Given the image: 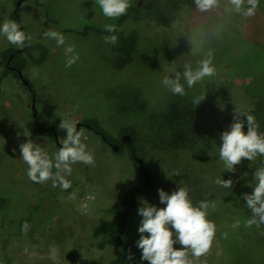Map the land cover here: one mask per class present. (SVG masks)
<instances>
[{
    "label": "rangeland",
    "instance_id": "obj_1",
    "mask_svg": "<svg viewBox=\"0 0 264 264\" xmlns=\"http://www.w3.org/2000/svg\"><path fill=\"white\" fill-rule=\"evenodd\" d=\"M19 1L0 0V24L12 20L10 14ZM150 1L131 0V8L139 4L141 8L137 11L142 12ZM157 2H151L152 6ZM225 4L226 0H221L220 7L208 12L197 8L194 13L184 12L182 20L167 27L150 18L149 11L142 12L144 16L137 20L136 9L132 14L129 8L130 16L115 45L106 44L104 36L95 32L79 34L85 25L104 28L117 20L105 17L94 0H30L20 4L23 31L31 35V45L47 48V57L41 65L30 62L23 73L32 85L33 97L22 80L8 76L2 82L0 264L5 263L2 246L9 233L6 254L11 264H107L119 249L99 245L103 244L102 238L97 242L93 239V228L100 219L111 217L110 207L120 203L130 188L140 184L143 172L151 175V189L136 196L124 232L126 239L130 230L140 226L141 201L165 207L160 203L161 185L167 184L163 189L171 193L182 182L190 189L194 203L216 202V208L209 212L217 225V234L200 264H264V228L245 226L251 211L248 212L242 199L244 193L253 191L250 181L258 167L242 161L235 172H228L219 159V147H214L208 158L200 162L187 150L163 149L167 146L151 134L161 126V114L171 104L193 103V98L203 91L218 89L227 95L229 100H223L221 106L224 115L231 111V103L252 115L262 104L264 0H259L255 15L250 17L226 12ZM49 29L66 37L63 46L58 47L54 40L45 37ZM131 32L139 35L133 61L117 69L114 63L119 36ZM69 45H75V53L79 54L70 68L65 64L75 53L66 54ZM7 48L18 47L0 34V52ZM209 52L217 69L213 77H206L193 88L185 84L187 95L183 97L173 95L163 86L164 76L174 77L175 72H183L186 63L195 68ZM33 102L37 120L46 128H55L58 144L48 135L28 130L27 124L35 119ZM89 116L96 118L114 139H120L123 130L132 128L138 158L145 160L144 170L138 162L130 160L125 143L114 151L81 125L78 130L83 128L86 137L83 142L94 151L95 163L91 166L76 163L71 166L70 175L62 173L71 184L67 189L59 186V182L53 187L51 180L44 184L32 182L27 176L28 166L21 159L20 144L29 139L24 131L54 157L62 146L60 140L67 135L66 130L59 128L62 119H71L77 125ZM242 119L247 123L246 117ZM244 173L248 175L245 177ZM218 177L232 179L234 185L231 189L219 186L212 191ZM152 185L157 186L154 191ZM24 219L26 230L25 223L21 225ZM236 221L239 226L233 228ZM53 245L58 247L55 260L50 251ZM174 247L181 245L177 243Z\"/></svg>",
    "mask_w": 264,
    "mask_h": 264
},
{
    "label": "clouds",
    "instance_id": "obj_2",
    "mask_svg": "<svg viewBox=\"0 0 264 264\" xmlns=\"http://www.w3.org/2000/svg\"><path fill=\"white\" fill-rule=\"evenodd\" d=\"M194 3L200 12H208L220 7L221 0H194ZM94 5H99L103 15L109 19H119L132 7L131 0H94ZM258 7L259 0H226L225 11L250 17L255 15ZM104 31L115 33L117 26L105 24ZM0 34H3L10 44L21 49L30 46L32 41L31 35L23 31L22 24L15 20H4L0 24ZM44 35L54 40L58 47L65 44L66 37L61 32L49 29ZM103 40L106 44L115 45L118 36L106 35ZM65 52L75 53V45H69ZM78 59V53L69 56L65 67L70 68ZM216 71L213 54L209 52L197 62L195 68L190 63H186L183 72H175L174 77L164 76L161 83L173 95L183 97L187 95L185 84L187 88H193L206 77H213ZM205 99L204 96L194 97L193 104L198 106ZM242 117H246V132ZM233 121L229 129L220 134L221 144L218 150L219 159L228 172H235L236 166L244 159L252 162L258 156H264V132L259 130L255 116L235 107ZM59 128L66 130L67 135L60 140L62 146L54 154V158L45 148L34 142L26 130L24 135L29 139L20 144V152L21 159L28 166L27 176L32 182L44 184L51 180L53 187L59 182V186L67 189L71 184L62 173L70 175L71 166L76 163L93 165L95 156L94 151L89 150L88 145L83 142L86 139L83 128L78 130L73 120L62 119ZM247 175L244 173L245 177ZM214 183L231 189L234 181L218 177ZM250 186L253 187V191L242 196L252 213L251 218L246 220L245 226L251 228L255 225L259 228L264 225V165L255 169ZM158 192L160 203L166 205L165 207H158L142 200V206L138 209V214L142 217L138 228L140 238L137 241V247L141 250V259L148 264H200L201 257L210 252L217 234V225L210 219L209 212V209L216 208V202L202 200L194 203L190 189L183 186L182 182L178 189L171 193L163 188ZM238 226L239 221L232 225L233 228ZM23 227L26 230L27 223ZM224 236L226 238L227 233H224ZM177 243L181 245L180 248L174 247ZM50 251L52 259L55 260L58 247L53 245ZM129 258H132L131 254Z\"/></svg>",
    "mask_w": 264,
    "mask_h": 264
},
{
    "label": "trees",
    "instance_id": "obj_3",
    "mask_svg": "<svg viewBox=\"0 0 264 264\" xmlns=\"http://www.w3.org/2000/svg\"><path fill=\"white\" fill-rule=\"evenodd\" d=\"M17 1L19 0H15V3H17ZM23 1L26 2L30 0ZM153 1L157 2L160 0H152L148 2L147 6L142 8V12L149 11L150 18L166 27L170 26L172 23L182 20V13L190 11L191 13H194L196 10L194 0H166L164 2H157L155 6H152L151 2ZM138 8H141L139 7V4L135 5L134 8H131L129 12L133 14L135 9L136 11L140 10ZM142 12L137 11V17L135 16L137 20L144 16ZM129 16L130 14L127 13L112 23L117 26V31L115 33H107L102 27L85 25L83 30L79 31V34L86 36L89 32H95L103 36H118L124 22H126V19H128ZM10 17L12 20L22 24L20 18V6L15 5ZM47 18L51 22V19L49 17ZM138 40L139 35L137 32H131L127 36H119V45L116 49L117 58L114 63L117 69H122L132 63ZM46 57L47 48L41 44H30V46H26L23 49L7 48L1 51L0 96L3 90L2 82L4 78L11 76L15 80H21L18 74L19 71L24 73L30 62L33 65L43 64ZM24 87L33 97L34 91L30 81L29 86L24 85ZM200 96H204L206 99L198 106L193 103L171 104L168 109L161 114V126L153 129L154 132L151 134H154V139L160 140L161 144L164 143L168 147L163 149H166L167 151L174 148L187 150L192 158H195L200 162H204L208 158L210 151L213 150L214 147L220 146V134L228 130L230 125L234 122L233 115L235 105L231 103V111L224 115L221 106L223 100L227 98V95L222 93L221 90L211 89L203 91ZM133 97L136 99L135 94H133ZM142 107L145 108V105ZM254 116L259 125V130L264 132V100ZM83 123L88 125L89 129L103 144L106 143V140L116 144L121 142L120 139H114L109 133H107L96 118L90 116L86 117L83 120ZM27 128L34 134L48 135L50 139L55 142L53 130H46L45 124L40 123L37 119H33V121L28 123ZM244 130L245 132L247 131V123H245ZM122 133L130 135L132 139V145L127 146L129 148L130 160L136 163V157H138L135 146L136 134L132 128H127L123 130L121 134ZM143 161L145 165V160ZM243 162L246 165L255 164L254 166L260 167L264 165V156H258L252 162L244 159ZM138 166L141 168L139 164ZM53 171H55V169H53ZM145 174L146 176L141 173L140 184L130 188L124 194L120 203L110 207L111 217L108 219H100L93 228V239L97 242V240L102 238L103 244L100 243L99 245H109L119 249V252L112 259H110L107 264H148L147 261H143L141 259V251L130 243L124 235L128 222V214L133 206L132 203H135L137 195L146 193L152 184L150 173L145 172ZM247 210L249 212L250 209ZM248 214H251L252 216V213ZM28 220H30V217ZM25 222L26 219L22 220L21 225ZM261 226L264 228V225ZM10 235L11 233H9V236ZM119 236H121L123 243H120L118 239ZM8 237L3 241L2 246L3 253H5L4 264H11V259L6 254V248L9 243ZM130 254L132 255V258H129Z\"/></svg>",
    "mask_w": 264,
    "mask_h": 264
},
{
    "label": "water",
    "instance_id": "obj_4",
    "mask_svg": "<svg viewBox=\"0 0 264 264\" xmlns=\"http://www.w3.org/2000/svg\"><path fill=\"white\" fill-rule=\"evenodd\" d=\"M22 2H23V0H20V1L18 2L17 5L20 6V4H21ZM18 74H19V77L21 78L23 84L26 85V86H29V81H28L27 79L24 78L23 72L19 71ZM32 109H33V116H34L35 119H37V112H36V110H35V104H34V102L32 103ZM81 125H82V123H78V124H77V129H78ZM86 126L88 127V125H86ZM45 129H46V130H48V129L53 130V132H54V136H55V140H56L57 142H59V141H58L57 132L55 131V128H54V127H51V128H45ZM131 142H132V139H131L130 135L125 134V135L123 136V143H125V144H129V145H130ZM113 150H114V151H117V150H118V146H114V147H113ZM136 160H137L138 164H139L141 167H144V161H143L142 159L137 158ZM143 174H144V176H146L145 172H143ZM146 182H147V181H146ZM132 205H134V202L132 203ZM118 239H119L120 243H123V240H122L121 236H119Z\"/></svg>",
    "mask_w": 264,
    "mask_h": 264
},
{
    "label": "crops",
    "instance_id": "obj_5",
    "mask_svg": "<svg viewBox=\"0 0 264 264\" xmlns=\"http://www.w3.org/2000/svg\"><path fill=\"white\" fill-rule=\"evenodd\" d=\"M234 185V184H233ZM157 186H154V185H152V191H154L153 189L154 188H156ZM161 187H163V188H167V184H164V185H161ZM212 187H213V189H212V191L214 190V188H216V187H219V186H216V184H213L212 185ZM151 189V187L148 189V190H150ZM166 191V190H165ZM135 205V204H134ZM128 218H129V214H128ZM128 223H129V221L127 222V226H128ZM127 226H126V228H125V230L127 229ZM124 232H126V231H124ZM139 238H140V233L138 232V228L137 229H135V228H133L132 230H130L129 231V233L127 234V240L130 242V243H132L135 247H137V241L139 240ZM138 248V247H137ZM139 249V248H138ZM140 250V249H139ZM141 251V250H140ZM210 264V263H209ZM212 264V263H211Z\"/></svg>",
    "mask_w": 264,
    "mask_h": 264
},
{
    "label": "flooded vegetation",
    "instance_id": "obj_6",
    "mask_svg": "<svg viewBox=\"0 0 264 264\" xmlns=\"http://www.w3.org/2000/svg\"><path fill=\"white\" fill-rule=\"evenodd\" d=\"M82 125H84V126H86L84 123H82ZM87 127V126H86ZM87 128H89V127H87ZM125 134H121L120 135V140H121V142L119 143V144H116V143H112V142H109L108 140H106V138H105V140H106V143H104L106 146H108V147H111L112 149H113V147L114 146H118V150H120L121 149V147H122V145H124V143H123V136H124ZM55 142H56V144H58V142L55 140ZM126 146L128 145V146H131L132 145V142H131V144L129 145V144H125ZM117 150V151H118ZM138 157H136V159H137ZM144 168L145 167H141V170L143 171L144 170Z\"/></svg>",
    "mask_w": 264,
    "mask_h": 264
}]
</instances>
